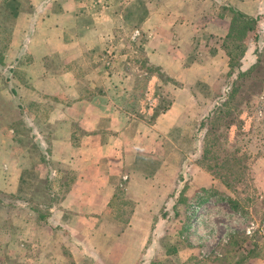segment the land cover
I'll use <instances>...</instances> for the list:
<instances>
[{"label": "rangeland", "instance_id": "obj_1", "mask_svg": "<svg viewBox=\"0 0 264 264\" xmlns=\"http://www.w3.org/2000/svg\"><path fill=\"white\" fill-rule=\"evenodd\" d=\"M9 1L13 2L6 4L0 0V158L8 154L2 146L8 145L6 135L9 127H14L21 134L18 145L14 144V153L19 152L22 146L33 145L24 127L29 116L20 114V107H17L20 100L17 97L19 93L23 94L24 87L21 84L26 72L34 70L36 73L37 68L26 67L31 59L26 48L28 35H20L15 40V47L13 41L14 32L32 31L37 21L15 19L17 11L23 9L20 1L26 0ZM182 1L89 0L87 4L85 0L86 6L83 8L95 19L82 20L84 24L90 20L88 23H92L95 29L99 28L102 32L99 37L107 46L108 53L102 55L103 50H94L83 55L79 52L72 54L71 58L75 60L77 54L83 55L79 69L85 75L90 72L95 79L96 71H118L119 75L127 73L126 82L130 90L128 111L139 116V110L152 103V99L146 95L148 80L151 75L158 76L159 81H156L153 91L157 98L153 112L160 111L174 99L176 91L183 88L184 83L174 81L156 66L157 71L147 72L149 65L146 63L143 44L149 31L157 27L155 22L149 24L151 15L157 12L160 21L167 19L165 14L178 16L170 18L172 27L182 23V31L172 29L179 37L178 42H183L178 47L187 52V58L200 61L206 59L220 41L206 33L204 27L210 19L218 16V9L232 15L229 6L224 3L218 7V0H185L188 7L181 15L177 10L183 8ZM259 19L256 29L261 25ZM61 21L66 25L70 23L68 19ZM190 33L194 34L191 36L192 43L187 42L185 37ZM86 37L92 41L91 36ZM250 39L251 32L243 40L245 49ZM260 50L256 59L258 62L243 77L236 79L235 73L230 76V71L218 76L217 72L211 82L185 84L184 88L191 98L186 100L184 114L178 118L170 133L174 145L166 141L165 136H158V143L148 146L153 157L141 156L142 162L138 170H134L132 181L129 183V178L123 179L114 194L112 210L107 214L114 225L109 227L110 231L106 229L102 234H117L121 239L117 244H105L103 253L96 252L95 259L91 256L90 261L80 260L79 264L93 261L94 264H261L257 259H264V190L256 186L253 175V163L259 159L262 162L259 179L264 184V98H260L264 91V47ZM233 52L236 55L234 63L240 57V49ZM91 59L94 62H90ZM57 62L63 60L58 59ZM64 67L59 64L56 69ZM232 70L235 72L236 68ZM233 87L236 91L230 103L231 115L237 117L239 114L242 124L238 128L235 124L229 128L220 127L221 137L227 136L229 145H235L249 155L247 177H250V183L256 187V191L250 188V183L246 188L241 186L235 192L230 191L207 170L211 161L202 158L204 134L198 131L199 120L214 107L219 94L232 93ZM43 115L41 121L45 122ZM148 120L151 121L150 118ZM249 122L251 128L247 131ZM49 128L52 126H47V130ZM215 133L218 134V128ZM61 171L63 178L58 183L43 180L36 187L34 195L27 200L0 191V264L73 263V259L62 252L55 256L49 251L46 257L42 250L45 251L44 246L49 248L51 245L43 244L41 247L40 243L36 247L37 241H34V236L40 231V228L34 227L35 222L46 219L48 205L61 199L71 180L72 170ZM131 173L128 171V174ZM211 178L214 182L209 185ZM225 196L234 197L238 209L231 208L222 199ZM45 232L41 233L46 235ZM56 233L63 237L67 231L56 230ZM251 246L254 247L252 251Z\"/></svg>", "mask_w": 264, "mask_h": 264}, {"label": "crops", "instance_id": "obj_2", "mask_svg": "<svg viewBox=\"0 0 264 264\" xmlns=\"http://www.w3.org/2000/svg\"><path fill=\"white\" fill-rule=\"evenodd\" d=\"M1 2L8 4L13 1ZM20 3L23 9L20 8L14 18L37 21L32 31L14 32L13 41L15 47V40L20 35H28L26 48L31 59L26 67L37 68L36 73L34 70L26 72L21 84L24 87L23 94L19 93L17 97L20 100L17 102L20 114L29 116L24 127L33 145L22 146L19 152L14 153V144L18 145L21 134L14 127L8 128V145L2 146L8 154L0 158V191L27 200L34 195L36 187L43 180L58 183L63 178L61 170H72L71 180L61 199L48 205L45 220L35 222L34 227L40 228V231L34 236V241H37L36 247L40 243L41 247L43 244L51 245L49 248L44 246L45 251L42 250L46 257L49 251L55 256L62 252L73 259L72 264H79L80 260L90 261L91 256L95 259L96 252L102 254L105 244H117L121 239L117 234H102L106 229L110 231L109 227L114 225L107 217L112 210L114 194L123 179L129 178V183L132 181L134 170H138L142 162L141 156L153 157L148 146L158 143V136H165L166 141L173 144L170 133L178 118L184 114L186 100L191 98L184 88L185 84L211 82L217 72L219 76L230 71L228 55L221 46V40L228 33L231 16L218 9V16L210 19L204 27L206 33L220 41L215 50L200 61L187 58V52L178 47L183 42H178L179 37L172 29L182 31V23L172 27L170 19L178 16L165 14L167 19L160 21L157 12L151 15L149 24L155 22L157 27L149 31L143 44L146 63L156 66L174 81L184 83V86L176 91L170 106L150 121L148 119L154 113V101L157 102L153 91L156 81H159L158 76L151 75L148 80L146 95L152 99V103L140 109L139 116L128 111L130 90L126 82L127 73L119 75L118 71H96L95 79L90 72L85 75L80 71L85 53L94 50H103L102 55L108 53L107 46L99 37L102 35L99 28L95 29L92 23H88L90 20L85 24L82 20L95 19L83 8L86 6L85 0H26ZM222 3L247 16L260 18L257 35L247 42L241 59L240 69L246 70L258 62L257 54L264 47V0H218V7ZM182 4L183 8L177 10L181 15L188 7L185 0ZM90 9L94 10L92 5ZM63 19H68L69 25L63 23ZM193 35L186 34L187 42L192 41ZM85 36H91L92 41ZM79 52L83 55L77 54L73 60L71 55ZM58 59L63 62H57ZM90 62L94 61L91 59ZM59 64L66 67L56 69ZM260 98H264V91ZM42 113L45 122L41 121ZM248 118L251 117L248 115ZM47 126L52 128L47 130ZM249 127L250 122L245 129L249 131ZM261 164L259 159L254 161L253 175L256 186L264 190V184L259 179ZM128 171L132 172L131 175ZM212 182L211 178L209 185ZM41 228L46 231V235L41 233ZM56 230H65L67 233L59 237L58 233L54 234ZM80 231L84 233L79 234ZM257 260L264 264V259ZM90 264H94V261Z\"/></svg>", "mask_w": 264, "mask_h": 264}, {"label": "trees", "instance_id": "obj_3", "mask_svg": "<svg viewBox=\"0 0 264 264\" xmlns=\"http://www.w3.org/2000/svg\"><path fill=\"white\" fill-rule=\"evenodd\" d=\"M229 11L232 13L230 17V26L228 33L221 40V46L230 58V76L235 73L237 79L250 73L253 68L250 67L246 70H241L240 65L246 50L242 44L243 40L249 32H251L252 38L256 37L257 18L247 16L231 6H229ZM239 49L240 57L237 62L233 63V60L236 58L233 51ZM233 67L236 68L235 72L232 70ZM152 71H157V68L152 65L147 66V72ZM235 91L236 88L233 87L232 93L226 92L224 95L219 94L218 101L205 116H202L198 126V131H203L204 134L201 143L202 158L211 161L207 165V170L213 177L218 178L226 188L230 191L232 190V192H235V190L241 186L246 188L250 183V177H247V171H249V155L246 152H242L239 147L229 145L227 136L221 137L222 134L220 132V127L222 126L229 128L231 125L235 124L236 128H238L242 124L239 114L237 117L231 115L230 103L234 100L235 95L233 93ZM170 104L171 102L160 111L153 113L150 117L151 121H153L160 112L166 110ZM223 107H226V109L223 110ZM214 114L218 115L213 116ZM217 128L218 134L215 133ZM250 188L256 191V187L252 184ZM222 199L228 202L231 208L238 209V202L234 197L225 196ZM253 249L254 247L251 251Z\"/></svg>", "mask_w": 264, "mask_h": 264}]
</instances>
